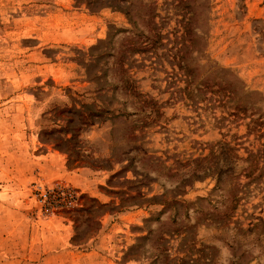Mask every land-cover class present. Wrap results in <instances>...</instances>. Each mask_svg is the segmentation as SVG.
<instances>
[{
	"label": "rangeland",
	"instance_id": "obj_1",
	"mask_svg": "<svg viewBox=\"0 0 264 264\" xmlns=\"http://www.w3.org/2000/svg\"><path fill=\"white\" fill-rule=\"evenodd\" d=\"M184 4L0 0V264H264V136L197 87L264 96V0Z\"/></svg>",
	"mask_w": 264,
	"mask_h": 264
},
{
	"label": "trees",
	"instance_id": "obj_2",
	"mask_svg": "<svg viewBox=\"0 0 264 264\" xmlns=\"http://www.w3.org/2000/svg\"><path fill=\"white\" fill-rule=\"evenodd\" d=\"M183 1L185 2V6L188 5L189 0ZM189 12L191 13L189 19L191 20L194 13L191 10ZM190 28L191 25L188 28L185 26L184 33H189ZM179 58L180 66L183 67V62H185L186 58L185 53H181ZM186 66L188 65H184V67ZM186 69L188 72L190 69L193 70L194 68L188 66ZM189 76H191V82L195 80L196 74L192 75V72H190ZM198 83L197 87L200 92L209 90L211 96H215L214 99L217 102V105L231 109L229 115L236 118L240 117L241 119L248 118L249 121L246 123L248 132L252 131L261 137L264 136V112H260L261 108L258 105L259 102L264 101V96L255 90H246L245 86H242L241 80L233 70L214 65L211 73ZM190 98H195V94L191 93ZM244 161L249 165V171L246 174L247 176L253 174V167L255 166L256 168L259 161H261L262 164L258 167L259 173L256 177L262 176L264 174V145L263 148L257 149L256 152L249 150Z\"/></svg>",
	"mask_w": 264,
	"mask_h": 264
},
{
	"label": "built area",
	"instance_id": "obj_3",
	"mask_svg": "<svg viewBox=\"0 0 264 264\" xmlns=\"http://www.w3.org/2000/svg\"><path fill=\"white\" fill-rule=\"evenodd\" d=\"M44 196H45V194H44Z\"/></svg>",
	"mask_w": 264,
	"mask_h": 264
}]
</instances>
